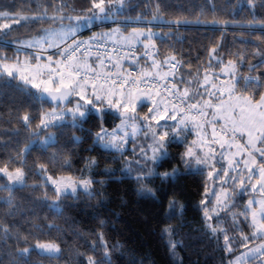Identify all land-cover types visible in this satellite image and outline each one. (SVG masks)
<instances>
[{
	"label": "snow or ice",
	"instance_id": "snow-or-ice-1",
	"mask_svg": "<svg viewBox=\"0 0 264 264\" xmlns=\"http://www.w3.org/2000/svg\"><path fill=\"white\" fill-rule=\"evenodd\" d=\"M209 3L210 21L204 7L194 19L185 15L168 18L159 0L150 18L144 13L127 15L130 0H87V6L79 11L61 0L51 15L44 4H37V11L29 15L0 0V45L15 46L11 57L0 52V89L14 87L41 104L38 115L24 112L19 117L34 139L24 143L14 157L0 161V190L7 192L2 201L7 207L6 216L15 220L18 206L14 191L28 187L27 177L33 172L40 183L30 187L42 190L34 203L43 205L54 216L63 215L62 205L68 198L78 200L84 194L91 199L103 194L95 188L105 182L94 178L92 170L98 167L94 157L86 164L87 174L72 173L69 157L59 152H51L47 160L37 158L31 166L27 162L33 151L46 154L54 148L65 127L83 132L85 124L95 121L98 130L93 143L120 154L124 159L121 172L135 182L138 195L157 199L158 188L152 186L156 179L163 184L181 175L205 176L199 202L205 228L217 242L222 239L228 256L246 249L227 264H264V35H255L257 30L264 34V18L255 15L257 7L264 10V0L226 3L224 7L233 16L238 10L250 12L252 19L245 24L218 18L217 5L214 0ZM109 21L116 26L92 32L87 39L79 38L83 29L91 30ZM206 23L224 29L229 24L241 27L242 44L251 38L259 40L251 53L253 59L238 50L228 53L231 58L225 62L222 45L214 43L207 48V63L195 68L188 63L185 74L180 71L185 61L174 52L158 58L157 40L170 35L163 32V26L178 30ZM44 24L48 26L42 27ZM129 24L137 26L129 30ZM34 25H41L35 35L7 39L15 26L31 29ZM153 26H160L161 31H154ZM245 64L246 73L240 71ZM221 75L227 78L221 79ZM45 103L50 105L48 109L43 108ZM110 115L119 119L111 130L105 127ZM141 135L145 143L137 145ZM189 136L193 138L189 140ZM71 139L76 144L81 141L76 135ZM129 142L133 144L131 159L125 158ZM174 146L183 148L175 156L170 152ZM57 164L62 169L59 175L50 171V166ZM165 164L170 170H160ZM113 172L104 169L109 176ZM244 197L246 203L238 204V199ZM177 206L182 213V204L175 199L168 203L170 210ZM30 211L34 219L26 221L30 225L27 230L0 221V239L8 249L4 253L7 264H32L33 255L48 260H59L63 255L61 241L50 235L53 229L60 232L59 226H42L47 217L42 220L35 209ZM225 216L231 223V235ZM175 231L171 226L163 229L173 254L182 246L181 241L172 239ZM98 239L102 258L78 252V260L85 256L82 264H112V249L103 232ZM96 248L93 244L94 253ZM0 264H5V259H0Z\"/></svg>",
	"mask_w": 264,
	"mask_h": 264
},
{
	"label": "trees",
	"instance_id": "trees-1",
	"mask_svg": "<svg viewBox=\"0 0 264 264\" xmlns=\"http://www.w3.org/2000/svg\"><path fill=\"white\" fill-rule=\"evenodd\" d=\"M60 2V0H2L4 5L15 10H23L24 14L29 15L37 11V4L48 6L51 15L54 7ZM156 2L157 0H130L131 6L125 10L126 14L135 17L144 13L150 18V11L154 10ZM159 2L168 18L185 15L189 19H194V14L204 7L208 20L212 19L209 0H159ZM214 2L217 5V17L220 19L236 20L241 24L252 19V15L247 9L238 10L233 16L224 7L226 3L235 4L237 0H214ZM146 4L149 7H145ZM69 5L79 11L87 6V0H73ZM255 15L258 19L264 18V10L257 7ZM120 19L123 21L124 17L121 16ZM47 26V24L42 25V27ZM115 26L109 21L103 26L95 25L91 30L85 28L81 32V37L86 38L92 32H99ZM121 26L123 27V25ZM133 26L137 25L129 24L128 29ZM139 26L144 27L145 25ZM37 27H41V25H34L31 29L15 26L7 39L28 38L36 34ZM153 30L160 32L161 27L153 26ZM242 30L244 29L234 28L231 24L226 29L211 23L185 25L178 30L175 28L170 30L167 26H163V32H170V35L164 36L162 41L157 40L158 58L162 59L167 53L174 52L185 61V66L180 69L185 74L188 63H191L193 68L202 62L207 63V48L214 43L222 45L220 52L225 62L231 58L228 53H235L238 50L245 51L248 53V59H253L251 53L260 44V41L251 38L249 43L242 44L239 35ZM222 34L223 40H221ZM255 35L264 34L257 30ZM261 46L264 47V45ZM0 52H5L11 57L15 54V46L0 45ZM253 62L255 63L257 60H253ZM213 63L215 64V61ZM216 71L219 69L217 68ZM240 71L246 73L247 65L242 66ZM222 77L221 79L225 78ZM49 107L48 103L43 104L44 109ZM40 110L41 104L38 101L31 99L16 88L0 89V161L6 160L9 156L14 157L24 143L29 139H34L24 128L19 117L24 112H30L35 116L39 114ZM118 123L119 119L110 115L106 118L105 127L111 130ZM94 125L95 121L85 124L83 132L65 127L62 129V134H58L59 143L54 148L49 149L46 154L33 151L28 155L27 162L31 166L37 158L47 160L51 152H59L69 157L72 173L84 172L87 174L86 164L90 158L94 157L98 161V167L92 170L94 178L97 181L105 182L103 185H95L97 191L103 193L102 195L91 199L84 194H81L78 200L68 198L62 205L63 215L54 216L43 205L34 203L35 198L41 196L42 190L33 191L30 187L34 183H40V178L33 172L27 177L29 186L17 188L14 191L18 210L15 220H13L12 217L5 215L7 207L2 202L7 197V192L0 190V221L7 220L22 226L23 230H27L30 225L26 221L34 219L30 210L35 209L36 214L42 220L47 217L46 220H43L42 226L55 223L61 230L56 232L53 229L50 233L52 237L61 241V246L64 249L61 258L48 260L33 255L32 264H82L85 256L79 257L78 260V252L95 255L98 259L102 258L103 249L99 246L98 239L100 232H103L109 248L112 249V264H227L229 259L246 251V249L240 248L235 251L234 256H228L223 251L222 239L217 242L205 228L202 211L199 207V202L203 198L205 176L181 175L175 181L163 184L159 179H156L152 186L158 188V198L140 196L136 192L135 182L121 172L124 159L120 154L104 150L93 143V135L98 130ZM89 129L91 132L88 131ZM73 135L81 137L80 143L72 142ZM192 138V136L188 137L189 140ZM129 144L132 143L129 142ZM182 150V146H174L170 152L175 156L178 151ZM126 153L130 154L131 151L128 150ZM105 168L113 169V174L111 176L105 174ZM165 169L170 170L168 164H165L164 168L160 170ZM50 171L59 175L62 169L57 164L50 166ZM48 191L51 195V187ZM173 199L178 202V205H183L182 213L179 206L175 210L168 208L169 201ZM246 200L247 197L238 199V204L242 205L246 203ZM224 220L231 235L230 220L227 216L224 217ZM101 221L104 222L103 226H101ZM168 226L176 230L172 239L182 242V246L177 247L175 254L170 250L168 237L163 233V229ZM44 231L47 233L48 229L45 227ZM8 243L11 244L12 241ZM93 244L97 245L95 253L92 251ZM7 250L3 240L0 239V259H5V264H7V258L4 253Z\"/></svg>",
	"mask_w": 264,
	"mask_h": 264
},
{
	"label": "rangeland",
	"instance_id": "rangeland-1",
	"mask_svg": "<svg viewBox=\"0 0 264 264\" xmlns=\"http://www.w3.org/2000/svg\"><path fill=\"white\" fill-rule=\"evenodd\" d=\"M60 1H61V0H60ZM69 1H70V0H63V2L66 3V4H67V3H68V4L71 3L73 0L70 1V2H69ZM66 23H67V22H66ZM109 29H110V28H109ZM109 29L107 28V29H104L103 31H108ZM130 29H131V28H129V30H130ZM95 32H98V31H95ZM88 37H89V36H88ZM88 37H86V38H88ZM217 72H219V71H217ZM222 76H223V75H221V77H222ZM223 77H225V76H223ZM223 77H222V78H223ZM226 78H227V77H225L224 79H226ZM142 143H145V141H144L143 136L141 135L140 137L137 138V140H136V144L139 145V144H142ZM132 147H133V144H128V145H127V148H128V150H130V151H131ZM125 157H126L127 159H131V158H132V153H130V154H127V153H126V154H125ZM209 187L211 188V182H209Z\"/></svg>",
	"mask_w": 264,
	"mask_h": 264
},
{
	"label": "built area",
	"instance_id": "built-area-1",
	"mask_svg": "<svg viewBox=\"0 0 264 264\" xmlns=\"http://www.w3.org/2000/svg\"><path fill=\"white\" fill-rule=\"evenodd\" d=\"M80 39H86V38H83V37H81V34H80V37H79Z\"/></svg>",
	"mask_w": 264,
	"mask_h": 264
},
{
	"label": "crops",
	"instance_id": "crops-1",
	"mask_svg": "<svg viewBox=\"0 0 264 264\" xmlns=\"http://www.w3.org/2000/svg\"><path fill=\"white\" fill-rule=\"evenodd\" d=\"M240 255V254H239Z\"/></svg>",
	"mask_w": 264,
	"mask_h": 264
}]
</instances>
